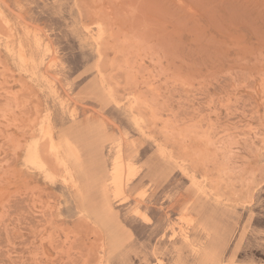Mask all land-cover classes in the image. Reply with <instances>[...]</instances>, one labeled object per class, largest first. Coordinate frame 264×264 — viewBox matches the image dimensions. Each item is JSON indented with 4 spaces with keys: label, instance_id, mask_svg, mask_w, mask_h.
Returning a JSON list of instances; mask_svg holds the SVG:
<instances>
[{
    "label": "rangeland",
    "instance_id": "rangeland-1",
    "mask_svg": "<svg viewBox=\"0 0 264 264\" xmlns=\"http://www.w3.org/2000/svg\"><path fill=\"white\" fill-rule=\"evenodd\" d=\"M0 264H264V0H0Z\"/></svg>",
    "mask_w": 264,
    "mask_h": 264
},
{
    "label": "bare ground",
    "instance_id": "bare-ground-1",
    "mask_svg": "<svg viewBox=\"0 0 264 264\" xmlns=\"http://www.w3.org/2000/svg\"><path fill=\"white\" fill-rule=\"evenodd\" d=\"M66 144H68L67 146L70 148V150H73V152H76V147H75V145L72 143V141L71 140H69V138H67V143ZM105 180V182H106V179H104ZM105 187V186H104ZM104 192H105V195H106V198H107V202L111 205V206H113V204H112V197H114L113 195H112V192H111V194H110V191L105 187L104 188Z\"/></svg>",
    "mask_w": 264,
    "mask_h": 264
}]
</instances>
